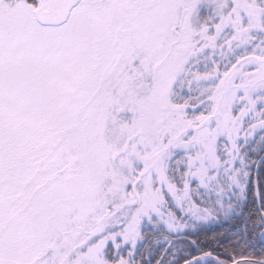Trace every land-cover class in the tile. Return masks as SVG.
Segmentation results:
<instances>
[{
    "label": "snow or ice",
    "instance_id": "obj_1",
    "mask_svg": "<svg viewBox=\"0 0 264 264\" xmlns=\"http://www.w3.org/2000/svg\"><path fill=\"white\" fill-rule=\"evenodd\" d=\"M0 264H264V0H0Z\"/></svg>",
    "mask_w": 264,
    "mask_h": 264
},
{
    "label": "trees",
    "instance_id": "obj_2",
    "mask_svg": "<svg viewBox=\"0 0 264 264\" xmlns=\"http://www.w3.org/2000/svg\"><path fill=\"white\" fill-rule=\"evenodd\" d=\"M147 243H153V246H155L154 245V242H153V238L152 237H149V240L148 241H146Z\"/></svg>",
    "mask_w": 264,
    "mask_h": 264
}]
</instances>
